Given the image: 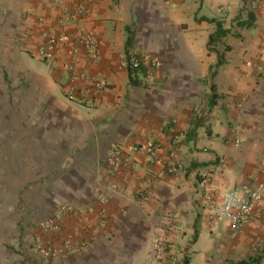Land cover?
Masks as SVG:
<instances>
[{
    "label": "crops",
    "instance_id": "obj_1",
    "mask_svg": "<svg viewBox=\"0 0 264 264\" xmlns=\"http://www.w3.org/2000/svg\"><path fill=\"white\" fill-rule=\"evenodd\" d=\"M44 31L65 37L49 59L36 53ZM85 32L96 56L76 66L104 79L97 97L82 81L70 91L65 70ZM131 52L157 60L153 77L121 67ZM147 141L161 162L142 150L108 173L113 148ZM0 154L45 187V207L74 205L63 235L89 241L35 264H164L158 240L175 264H264V195L240 232L206 208L264 179V0H0Z\"/></svg>",
    "mask_w": 264,
    "mask_h": 264
},
{
    "label": "built area",
    "instance_id": "obj_2",
    "mask_svg": "<svg viewBox=\"0 0 264 264\" xmlns=\"http://www.w3.org/2000/svg\"><path fill=\"white\" fill-rule=\"evenodd\" d=\"M65 19H62L63 22ZM44 41L37 48V55L41 58H51L61 47H64L65 37L62 35L53 34L47 31L43 32ZM71 45V53L69 60L65 64V70L70 75V91L76 89L77 83L85 82V87L82 88L84 96L97 97L104 93L107 89L104 79L97 75H88L86 72L80 71L77 68L79 54L84 51L91 57L96 56V49L99 44V38L92 32L83 33ZM121 67L129 71L136 72L142 69L145 65V73L147 77H153L155 69L158 65L157 60H144L137 52H131L120 59ZM86 99V98H85ZM180 141V134L174 133L172 136V148L169 153L170 157L175 155V148ZM236 145L240 143V139H236ZM160 147L154 141H147L144 145H133L131 147L117 146L113 148L107 155L108 173L115 175L120 168L131 162L133 154L145 150L152 162H161L162 159L158 156ZM170 173H178L179 170L171 162L168 166ZM264 195V179L259 181L255 186L242 184L225 191L220 199L214 196H206V208L210 216L227 221L234 232H240L246 225L257 218L259 213L257 208ZM76 212L75 206L65 205L61 207L53 216L49 217L40 224L39 230L44 233L46 239L38 243V250L46 258L67 257L71 253L83 250L89 244V241L84 238H76L63 235L64 216ZM104 219L101 218V220ZM157 255L164 259V264H175V255L170 246L165 242L158 240L156 242Z\"/></svg>",
    "mask_w": 264,
    "mask_h": 264
},
{
    "label": "rangeland",
    "instance_id": "obj_3",
    "mask_svg": "<svg viewBox=\"0 0 264 264\" xmlns=\"http://www.w3.org/2000/svg\"><path fill=\"white\" fill-rule=\"evenodd\" d=\"M10 160L13 155L0 154V264H35L46 259L38 250V243L48 237L40 224L65 205L45 207V187H27Z\"/></svg>",
    "mask_w": 264,
    "mask_h": 264
},
{
    "label": "trees",
    "instance_id": "obj_4",
    "mask_svg": "<svg viewBox=\"0 0 264 264\" xmlns=\"http://www.w3.org/2000/svg\"><path fill=\"white\" fill-rule=\"evenodd\" d=\"M224 33H225V31L222 30L221 25L219 24L217 27L216 33H214L210 36V44H212V42L216 40V36L222 35Z\"/></svg>",
    "mask_w": 264,
    "mask_h": 264
}]
</instances>
